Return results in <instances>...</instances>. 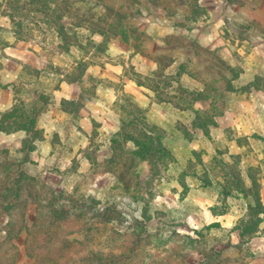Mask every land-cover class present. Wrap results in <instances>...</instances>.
Instances as JSON below:
<instances>
[{
    "label": "rangeland",
    "instance_id": "1",
    "mask_svg": "<svg viewBox=\"0 0 264 264\" xmlns=\"http://www.w3.org/2000/svg\"><path fill=\"white\" fill-rule=\"evenodd\" d=\"M50 6L0 0V119L68 114L51 147L45 118L0 131V262L31 264L33 245L65 264H264V0ZM129 137L170 156L150 163Z\"/></svg>",
    "mask_w": 264,
    "mask_h": 264
},
{
    "label": "trees",
    "instance_id": "2",
    "mask_svg": "<svg viewBox=\"0 0 264 264\" xmlns=\"http://www.w3.org/2000/svg\"><path fill=\"white\" fill-rule=\"evenodd\" d=\"M9 2V4L12 6L11 9L12 10H18L20 9L19 5L21 4H25L27 6H31L34 9H38L40 8V10L42 12H46V11H50L51 10V4L53 2V0H7ZM47 3V4H46ZM49 4V5H48ZM49 6V7H48ZM53 14H55V12H53ZM55 17L53 16L52 19L53 21H60V16L57 17L56 19H54ZM12 21H15V15L11 16ZM57 31L59 36L63 37L65 39H67V37L65 36L66 32L65 28L63 26V24H58L57 25ZM102 34V33H101ZM103 35V34H102ZM71 46V44H67L66 50L69 51V47ZM87 68L85 67L83 71H86ZM64 103L69 102L68 100L63 99L62 100ZM24 106V105H23ZM40 115V111L36 110V109H31L28 110L24 107H18L16 104L13 105L12 109L9 111H6L2 114V118L0 119V131L6 134H10V133H15L18 131H25L26 133L30 134V135H34L35 133V128H36V124H37V119ZM40 137H34V140H39ZM130 141H132L136 147L138 149H140L142 156L145 157V160H148L150 163L153 162V160H160V158L162 156H165V154L167 156H170L169 153H166L164 148L162 147L161 143H159L158 145H154V143H149V144H140L136 139L129 137L128 138ZM242 186V182H240L238 180V178L236 179V188H241ZM14 186H8V187H4L2 190L0 189V193L3 191L5 193H8V195L13 191ZM227 194V193H226ZM7 195V194H6ZM3 204V203H2ZM5 210H10L11 208H13L12 204H8L7 205H3ZM62 216L60 215V219L66 218L68 216V210L66 208H63L61 210ZM256 213L258 214H263L264 215V205H262L260 198L257 199V206H256ZM260 222V220H257L256 222H251L249 225L246 226V228H244V230H242L241 233V237H244L245 234H249V235H253L254 233H256L258 231V223ZM239 230V228H237ZM29 234V233H28ZM33 234V233H32ZM30 235V242L31 239L33 238V236L31 237V233ZM37 248V249H36ZM39 251H41L40 249H38V247H33V245L31 246H26V253L28 258L30 259L31 264H65V263H60L58 258L56 259L54 257V253H48L47 255V259L45 257V259H43V255L42 253H40ZM217 255V259H220V253H216ZM110 257H112V255H109ZM42 257V258H41ZM105 259L107 258L106 256H103V254L101 253H96V254H92L91 258L89 259V261H92V263L89 264H93V263H98V264H102L103 262V258ZM219 257V258H218ZM121 258V257H119ZM15 260V257H13V259H8L5 258V262H0V264H13ZM66 264H70V263H66ZM105 264H109L108 262ZM110 264H116V262L110 263ZM127 264H130L127 262Z\"/></svg>",
    "mask_w": 264,
    "mask_h": 264
},
{
    "label": "crops",
    "instance_id": "3",
    "mask_svg": "<svg viewBox=\"0 0 264 264\" xmlns=\"http://www.w3.org/2000/svg\"><path fill=\"white\" fill-rule=\"evenodd\" d=\"M24 57H26L25 54H20L19 55V59L20 60H23ZM64 86H69V84L67 82H62L60 84V89L57 90L58 91L57 92L58 94L59 93L62 94V90H63ZM58 98H59V100H63V99L69 100L70 99L69 96H67L65 94L60 95V97L56 96V99H58ZM58 106H59V102L56 103V106L55 105L54 106L52 105L50 107V110H48L45 114H42L38 118V127H40V128H44V126L41 125L44 118H45V120L49 121V123H50L48 125V127L45 128L46 129L45 130V133H46V137L47 138H46V140L44 142H42V144L44 145L45 148H47V145H50L49 142H48L47 133H49L52 129H54V126L56 125L55 123L58 121V119L65 118V117L68 116V114L65 113L64 111H62ZM9 107H10V105H8V106L6 105L4 108H0V111L1 110L4 111V110L8 109ZM50 147H51V145H50Z\"/></svg>",
    "mask_w": 264,
    "mask_h": 264
}]
</instances>
